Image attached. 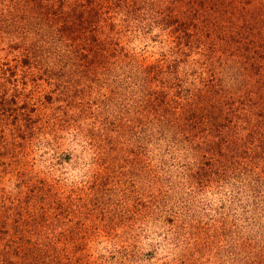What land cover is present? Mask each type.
I'll return each instance as SVG.
<instances>
[{"label": "rangeland", "instance_id": "1", "mask_svg": "<svg viewBox=\"0 0 264 264\" xmlns=\"http://www.w3.org/2000/svg\"><path fill=\"white\" fill-rule=\"evenodd\" d=\"M15 2L0 0V63L26 58L29 84L26 89L18 85L20 96L13 105L17 108L24 101L20 98L27 97L24 103L33 106L26 108L37 118L34 131L26 126L18 130V122L4 130L6 139L21 141V146L16 156L0 155V163H8L0 166V209L18 219L4 231L0 228V247L10 246L12 255L16 246L41 251L44 258L39 264H50V253L65 255L67 264H259L264 209L253 206L258 185L254 177L227 173V178L205 188L189 186L185 173L197 162L183 146L157 138V125L141 128L152 134V140L140 127L124 126V111L131 114L139 108L137 85L144 77L132 70L130 56L115 51L108 71L98 75L99 85L83 81L80 67L99 66L86 58L78 66V43L62 38L68 32L64 12L74 17L78 11L72 0H51L55 22L50 25L28 18L36 8L34 2L28 4L30 13L11 20L16 16ZM239 4L245 16L247 4ZM157 31H123L117 43L136 53L134 61L158 70L170 62L173 44L164 42L163 34L154 37ZM164 71L169 89L174 94L181 91L175 97L189 99L191 111L202 109L194 99L193 65L166 66ZM155 82L162 80L158 76ZM14 90L8 87L9 98ZM165 132L169 136V130ZM25 176L44 188L52 206L60 204L65 211L49 209L42 220L25 226V215L14 210L15 198L28 195L26 187L21 194L18 187ZM68 200L71 203L64 207Z\"/></svg>", "mask_w": 264, "mask_h": 264}, {"label": "trees", "instance_id": "2", "mask_svg": "<svg viewBox=\"0 0 264 264\" xmlns=\"http://www.w3.org/2000/svg\"><path fill=\"white\" fill-rule=\"evenodd\" d=\"M16 1V16L11 20L21 19L22 13L25 16L29 11L28 4L34 2L36 8L31 10L32 14L29 11L28 18L46 25L54 24L51 0ZM242 1L247 4L244 9L248 8L249 11L245 16L241 15L243 8L239 3ZM256 2L259 5H255ZM72 3L73 9L78 11L74 17L64 12V32H68L62 38L78 43L76 48L81 51L77 59L78 66L85 58L90 65L99 66L88 69L80 67L83 81L98 84V75L102 73L103 76L108 71L109 58L114 56L115 51L129 55L132 70L136 69L139 75H144L140 78L141 84L137 85L139 108L131 114L124 111V120H127L124 126H129L130 130L132 126H138L148 140H152V134L141 128L157 125L154 132L157 138L164 137L168 142L174 140L173 143H177L175 146H183L185 152H189L193 156L192 160L197 162L185 173L191 187L205 188L214 181L227 178V173L232 176L252 175L253 181L258 184L254 190L253 206L264 209V165H260V161L264 160V0H72ZM155 29L158 31L154 37L163 34L164 42L168 40L173 44L172 51L170 49L172 57L164 67L172 69L181 63L193 65L191 76L196 81L193 83L194 99L199 101L197 106L202 109L196 111L192 106L191 111L187 109L189 99L180 97L179 101L175 97L181 91L174 94L172 88L169 89L163 78L167 71H164L163 66L150 71L147 64L143 65L137 58L133 60L136 53L117 43L123 31L146 34ZM26 62L24 56H17L15 62L4 59L0 63V78L4 79H0V88L3 89L0 92V108L7 103L0 109L2 156L8 153L16 156V148L21 146V141L6 139L4 130L7 125L18 122V130L26 126L31 132L37 118L33 117L34 120L26 108L33 106L24 103L27 97L20 98L24 101L17 108L13 105L17 102V96H20L18 85L26 89L29 84L26 80V74H29ZM158 76L162 80L160 84L155 82ZM8 87L15 88L11 98L7 94ZM57 88L59 85H56ZM105 95L107 93L103 91ZM61 108L64 109V106ZM166 130H169V136ZM20 135L23 140L25 129ZM7 164L3 162L0 166L4 168ZM31 179L25 176L18 182L20 194L26 187L28 195L25 199L21 196L15 198L18 204L14 205V210L18 208L17 215H25V226L30 221L42 220L49 209L60 208L62 213L65 211L60 204L58 207L52 206L44 188L30 182ZM70 203L68 200L64 207ZM36 205L38 207H34ZM8 216V213L0 209L1 231L5 230L11 220H18ZM22 228L20 226L17 230ZM21 241L24 243L28 240ZM13 249L17 252L15 255H12L10 246L0 247L2 264H36L44 258L41 251L24 246ZM257 257L261 259L256 263L264 264V240L257 251ZM65 258V255L63 258L50 253L49 263L67 264Z\"/></svg>", "mask_w": 264, "mask_h": 264}]
</instances>
